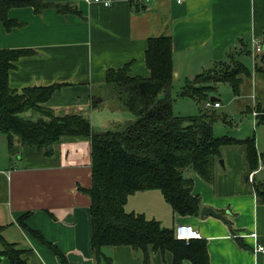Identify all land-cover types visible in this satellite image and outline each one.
Wrapping results in <instances>:
<instances>
[{
  "label": "crops",
  "instance_id": "crops-1",
  "mask_svg": "<svg viewBox=\"0 0 264 264\" xmlns=\"http://www.w3.org/2000/svg\"><path fill=\"white\" fill-rule=\"evenodd\" d=\"M46 1L73 3L81 16H63L55 9L38 15L33 8H16L9 18L20 23V28L7 32L0 21V50L34 51L15 62L9 74L11 89L66 84L45 107L58 115L81 114L96 131H103L108 125L115 127L131 119V115L107 108V72L130 65L131 77L149 78L148 41L170 36L174 80H192L230 55L241 63L244 57L252 59V69L247 61L243 63L251 77L244 78L242 96L234 98L250 100V106L241 109L247 112L252 108L257 124L256 109L264 106V0H111L109 7L85 0ZM241 43L248 46V54L241 53ZM255 43L263 45L261 54L254 53ZM258 57L260 72L255 69ZM247 81L249 95L245 92ZM93 96L103 101L97 107L92 105ZM222 160L225 168L218 164L214 186L197 175L192 178L202 208L223 213L226 220L180 217L157 190L130 196L126 211L143 214L169 229L193 226L201 234L200 240L207 243L210 264H264V253L257 250L264 247V203L254 191L260 171L251 182L244 153L238 148L224 150ZM91 186L90 142L61 143L47 155L19 143L10 148L7 137L0 135L1 235L25 251L27 264L63 261L21 227L19 221L26 214H30L27 228L41 233L65 256L67 264H97L91 247V199L85 193ZM108 254L112 264H144L143 254L131 247H115ZM150 260V264H174L168 251L151 253ZM0 264L10 261L0 255ZM183 264L193 263L185 260Z\"/></svg>",
  "mask_w": 264,
  "mask_h": 264
},
{
  "label": "trees",
  "instance_id": "trees-1",
  "mask_svg": "<svg viewBox=\"0 0 264 264\" xmlns=\"http://www.w3.org/2000/svg\"><path fill=\"white\" fill-rule=\"evenodd\" d=\"M16 8H33L38 15L55 9L63 16H81L73 3L0 0V21L7 32L22 26L9 18V12ZM241 45V53L248 54V46ZM32 54L34 51L30 49L0 50V135L7 137L10 148L19 143L22 147L44 150L47 155H51L54 147L61 143L90 142L92 186L85 193L91 199V247L97 264H112L108 250L115 247H131L142 253L144 264H150L151 253L158 251L170 252L174 264H183L185 260L193 264H210L205 241L192 240L187 244L177 239L176 229L165 228L159 221L149 220L143 214L126 211L130 196L157 190L176 215L198 217L202 199L194 194L192 175L214 186L217 167L226 149L238 148L244 153L249 175L258 170L255 138L216 137L214 126L221 116L212 109L204 107L196 116L188 118L174 113L172 38L161 36L148 41L145 58L151 72L149 78L131 77L130 65L107 72L105 84L109 97L114 96L135 117L134 121L116 125V130L96 131L90 119L81 114L58 115L45 107L55 92L66 84L20 91L11 89L9 74L15 68V62ZM258 60L259 57L255 69L260 72ZM250 77L247 67L235 55H230L227 61L216 63L194 80H187L180 95L197 103H206L211 101L210 93L216 92L220 84H228L234 96L241 97L244 78ZM102 102L101 97L93 96V107ZM256 110L257 126L263 125L264 106ZM29 112L39 114L41 119H25L23 116ZM247 113H253V109L248 108ZM186 173L190 176L188 180L185 179ZM254 191L259 202L264 203V181L255 182ZM29 216L26 214L20 219L21 227L67 264L65 256L41 233L27 228L25 223ZM1 230L3 250L0 255L10 264H27L23 259L25 251L7 243Z\"/></svg>",
  "mask_w": 264,
  "mask_h": 264
},
{
  "label": "rangeland",
  "instance_id": "rangeland-1",
  "mask_svg": "<svg viewBox=\"0 0 264 264\" xmlns=\"http://www.w3.org/2000/svg\"><path fill=\"white\" fill-rule=\"evenodd\" d=\"M247 61V66L252 69L253 61L251 58L244 57L241 59ZM251 65V66H250ZM195 78L193 77L192 80ZM191 80V79H190ZM186 81H180L179 79L174 80L172 88V96L174 99V113L177 116L188 118L196 116L199 113L200 109H204L205 103H197L191 98L182 97L180 95L182 87L186 84ZM251 90L249 87V81L245 84L246 95ZM108 92V91H107ZM109 94V92H108ZM104 95V94H103ZM211 98H216L220 101V108L212 109V112L221 116L214 126V135L216 137H222L225 135H231L237 140H245L247 138H255L256 145L259 154L258 169H260L259 175L256 178V183H262L264 181V125L257 126L256 118H254L253 113L243 112L241 107L250 106V100L246 97L239 98L238 100L234 98L233 91L228 84H220L216 92H212L209 95V100ZM114 100V101H113ZM107 108H114L113 110L118 111L121 115L124 116L131 115V119L123 120L121 123L128 121H134L135 117L130 113L123 104L119 103L117 99H114V96L109 97ZM112 110V112H113ZM27 120L38 121L41 119V116L35 112H29L23 116ZM227 118L225 121L224 118ZM116 126L108 125V129H101L103 131L107 130H116ZM98 130V129H97ZM164 226V225H163ZM167 227V226H165Z\"/></svg>",
  "mask_w": 264,
  "mask_h": 264
},
{
  "label": "built area",
  "instance_id": "built-area-1",
  "mask_svg": "<svg viewBox=\"0 0 264 264\" xmlns=\"http://www.w3.org/2000/svg\"><path fill=\"white\" fill-rule=\"evenodd\" d=\"M86 3L88 4H101L105 7H109L112 3L111 0H85ZM256 44V43H255ZM263 45L258 43L255 45L254 48V53L255 54H261L263 52ZM204 107L206 109H218L220 107V103H213L211 101H207L204 104ZM256 115V114H255ZM260 171V169L254 173H252L249 177L250 181H254V176ZM176 237L178 240L185 241L187 244L190 243L192 240H200L201 234L191 225L189 224H181L178 225L176 228ZM252 237L256 238L257 235L253 234ZM258 252H263L264 253V247H258Z\"/></svg>",
  "mask_w": 264,
  "mask_h": 264
},
{
  "label": "water",
  "instance_id": "water-1",
  "mask_svg": "<svg viewBox=\"0 0 264 264\" xmlns=\"http://www.w3.org/2000/svg\"><path fill=\"white\" fill-rule=\"evenodd\" d=\"M217 101L216 98H211V102H215ZM49 151L51 150V148L48 149ZM219 165L222 167V168H225V165H224V161L223 160H220L219 161ZM189 173H186L185 174V179L188 180L189 179ZM207 216H212L214 218H217V219H222V220H226L225 217H224V214L223 213H220L218 211H215L214 209L210 208V207H203L201 209V212H200V217L201 219H204L205 217Z\"/></svg>",
  "mask_w": 264,
  "mask_h": 264
}]
</instances>
